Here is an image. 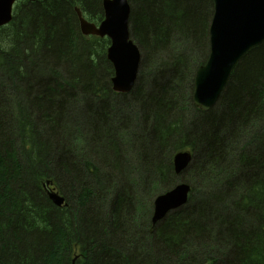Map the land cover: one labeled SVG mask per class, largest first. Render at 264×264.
Segmentation results:
<instances>
[{
  "label": "trees",
  "instance_id": "16d2710c",
  "mask_svg": "<svg viewBox=\"0 0 264 264\" xmlns=\"http://www.w3.org/2000/svg\"><path fill=\"white\" fill-rule=\"evenodd\" d=\"M103 1L19 0L0 28V70L19 85L12 97L0 85V264H264V43L203 112L194 81L210 55L213 1L129 0L146 73L128 95L140 108L118 132L111 42L83 36L76 11L99 25ZM78 98L89 117L67 134ZM181 152L203 162L176 175ZM241 167L248 178L234 183ZM117 182L110 204L102 188ZM181 183L192 188L186 208L153 225L154 200ZM52 188L66 207L47 198Z\"/></svg>",
  "mask_w": 264,
  "mask_h": 264
},
{
  "label": "water",
  "instance_id": "95a60500",
  "mask_svg": "<svg viewBox=\"0 0 264 264\" xmlns=\"http://www.w3.org/2000/svg\"><path fill=\"white\" fill-rule=\"evenodd\" d=\"M18 0H0V28L13 20V10ZM36 3L39 0H28ZM214 14L210 25V55L207 63L196 73L193 104L209 112L219 100L230 77L241 60L254 48L264 43V0H212ZM104 20L95 25L78 12L81 33L84 36L108 38L107 59L115 74L111 80L115 93L132 92L142 61L140 47L133 41L130 30L131 6L129 0H104ZM192 161L191 153H178L173 160L176 175L187 171ZM48 186L53 183L48 182ZM50 190H55L52 188ZM191 186L181 183L154 201L152 223L157 225L174 211L189 202ZM57 207L65 199L50 194Z\"/></svg>",
  "mask_w": 264,
  "mask_h": 264
},
{
  "label": "rangeland",
  "instance_id": "374dc122",
  "mask_svg": "<svg viewBox=\"0 0 264 264\" xmlns=\"http://www.w3.org/2000/svg\"><path fill=\"white\" fill-rule=\"evenodd\" d=\"M104 2V1H103ZM17 3H19V1L17 2ZM17 3L15 4V6L17 5ZM102 8H103V3H102V6L99 8V9H101L102 10ZM76 11H77V13L78 12H80L81 14H82V12L80 11V9H78V8H76ZM92 13H95V14H97V12L98 11H95V10H92L91 11ZM13 16H14V12H13ZM104 20V19H103ZM96 25V24H95ZM130 30H131V26H130ZM0 36H3V33H1V35ZM132 37V36H131ZM0 46L2 47L3 46V39L1 38V43H0ZM106 53H107V51H106ZM142 53V52H141ZM107 55V54H106ZM142 59H143V56H142ZM103 64H101L100 66H101V68L100 69H102V66ZM145 64L143 63V65H142V61H141V65H140V69H139V74H138V77H139V75H140V72H141V74H144V73H146V70H145V67H143ZM142 67V68H141ZM140 70H142V71H140ZM3 71L2 70H0V85L1 84H3V87H2V90L4 89V88H6L7 86H8V89H7V91L5 90V93L6 94H8V96L9 97H12V96H14L15 94L14 93H16V91H13L12 90V84L13 83H11V80H9L8 81V83L6 82V77L4 76V74L2 73ZM42 75V74H41ZM5 78V79H3V78ZM196 79V78H195ZM30 80V78H28L27 79V81H29ZM194 84H195V81H194ZM20 86H21V84H20ZM177 86L180 88V89H183L184 90V92H186L187 90H188V87H187V84L185 85V84H181V83H178L177 84ZM13 87L14 88H16V87H19V85L17 84V83H15V84H13ZM226 89V88H225ZM224 89V90H225ZM20 90V89H19ZM134 90V89H133ZM133 90H132V92H133ZM1 92V91H0ZM12 92H14V93H12ZM132 92H130V93H127V94H121L122 96L121 97H119V96H116L115 94H111V95H109L108 96V98H107V101H110L111 102V104L112 105H114V110L111 112V117H110V119H109V124H110V126H112L114 129H115V131L117 130L118 132H121V128H122V126H120L119 125V121L120 120H123V118L124 117H126V116H129V117H135V113H136V111H138L139 110V105H138V103H136V102H127V101H129L128 100V95H130ZM224 92V91H223ZM223 92H222V94H223ZM222 94H221V96H222ZM221 96H220V98H221ZM80 97V96H79ZM220 98H219V100H220ZM83 99V98H82ZM81 98H78V100H76L75 101V99H74V101H71V105H70V114L72 115V118L75 120V121H73V119H71L70 118V120H68L67 121V129H68V131H67V134H69V132L71 133L72 131H73V127L75 128V126L74 125H78V123H79V121H82V123H84V124H86L87 123V117H89L88 116V114L86 113V110H85V104H87V102H85V100H82ZM219 100L217 101V103L215 104V106L216 105H218V103H219ZM214 106V107H215ZM213 107V108H214ZM212 108V109H213ZM211 109V110H212ZM199 110V109H198ZM87 115V116H86ZM190 119L191 118H193L192 116H190L189 117ZM77 122V123H76ZM70 123V125H68ZM88 125H90V123L88 124ZM259 127H260V125H259ZM256 130H258V129H256ZM87 132L88 131H86L85 130V134H87ZM227 134V132L226 133H224V135H226ZM133 135V134H132ZM131 139H132V137H131ZM198 148H199V146H198ZM132 148H130V150H131ZM240 149V148H239ZM263 150H264V148H263ZM199 151V150H198ZM238 155H239V153H238ZM126 157H127V154H126ZM130 157H133L132 156V154L131 155H129L127 158L130 160ZM212 158V157H211ZM203 159H204V157L202 158L201 157V155H200V153L199 154H197V156H196V158H195V160H194V158H193V156H192V161H191V163H190V165H189V167H188V171L189 170H192L193 169V164H194V162H196L195 163V166H199V165H201V163L203 162ZM130 163H132L133 165H134V163H135V165H136V167L137 168H135L134 167V169H133V172L134 171H136V172H138V168H140V165L138 164V159H135V160H133V161H131L130 160ZM247 170H249V169H247V168H245V167H241V168H239V170H236V172L237 173H239L238 174V176L236 177V179L238 178V180L236 181H233L234 183L235 182H241V178L244 176L246 179L248 178V175H249V173L250 172H248ZM250 171V170H249ZM136 175V174H135ZM234 180V179H233ZM143 188L145 187V184H144V182L142 183V185H141ZM102 189H105V190H109L111 193H108L107 195H106V193H105V195H106V197H107V202H109L110 204H112V203H115V198L117 197L118 198V196H119V194L123 191V189H124V186H123V182H117L116 183V185H114V186H109V185H106V187H103ZM43 191L45 192V194H46V196H47V198L53 203V201H52V199L50 198V194H57L59 197L61 196L62 198H64V196H63V194H61L60 193V191L59 190H46V189H43ZM55 191V192H54ZM65 199V198H64ZM156 200V199H155ZM154 200V201H155ZM106 201H104V203H105ZM195 202L197 203V202H199V201H197V200H195ZM54 204V203H53ZM55 205V204H54ZM56 206V205H55ZM62 206H64V207H66L67 206V204H66V200L64 201V204L62 205ZM187 206V205H186ZM186 206L185 207H183V209L184 208H186ZM107 208H109V205L107 206ZM182 208L181 209H179V210H177V211H182L183 210ZM193 211V210H192ZM176 211H174V212H171L167 217H166V219H169L170 217H172V214L173 213H175ZM193 213V212H192ZM165 219V220H166ZM164 220V221H165ZM163 221H161V222H159L158 224H160V223H162ZM153 224V223H152ZM157 224V225H158ZM76 264V263H75ZM78 264V263H77Z\"/></svg>",
  "mask_w": 264,
  "mask_h": 264
},
{
  "label": "bare ground",
  "instance_id": "6f19581e",
  "mask_svg": "<svg viewBox=\"0 0 264 264\" xmlns=\"http://www.w3.org/2000/svg\"><path fill=\"white\" fill-rule=\"evenodd\" d=\"M13 17H14V16H13ZM93 24H94V23H93ZM107 39H108V38H107ZM245 57H246V56H245ZM245 57H244V58H245ZM244 58H243V59H244ZM243 59H242V60H243ZM242 60H241V61H242ZM230 78H231V77H230ZM228 82H229V81H228ZM227 85H228V84H227ZM226 87H227V86H226ZM191 156H192V155H191ZM191 189H192V188H191ZM54 192H55V191H54ZM60 197H61V196H60Z\"/></svg>",
  "mask_w": 264,
  "mask_h": 264
}]
</instances>
